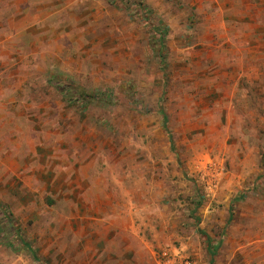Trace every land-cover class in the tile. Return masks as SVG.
Listing matches in <instances>:
<instances>
[{
    "label": "rangeland",
    "instance_id": "obj_1",
    "mask_svg": "<svg viewBox=\"0 0 264 264\" xmlns=\"http://www.w3.org/2000/svg\"><path fill=\"white\" fill-rule=\"evenodd\" d=\"M0 264H264V0H0Z\"/></svg>",
    "mask_w": 264,
    "mask_h": 264
},
{
    "label": "built area",
    "instance_id": "obj_2",
    "mask_svg": "<svg viewBox=\"0 0 264 264\" xmlns=\"http://www.w3.org/2000/svg\"><path fill=\"white\" fill-rule=\"evenodd\" d=\"M166 253H164V255H165Z\"/></svg>",
    "mask_w": 264,
    "mask_h": 264
},
{
    "label": "trees",
    "instance_id": "obj_3",
    "mask_svg": "<svg viewBox=\"0 0 264 264\" xmlns=\"http://www.w3.org/2000/svg\"><path fill=\"white\" fill-rule=\"evenodd\" d=\"M211 263V262H210Z\"/></svg>",
    "mask_w": 264,
    "mask_h": 264
}]
</instances>
